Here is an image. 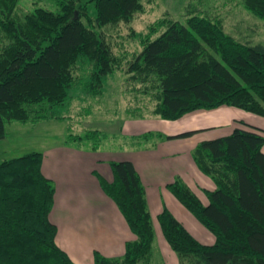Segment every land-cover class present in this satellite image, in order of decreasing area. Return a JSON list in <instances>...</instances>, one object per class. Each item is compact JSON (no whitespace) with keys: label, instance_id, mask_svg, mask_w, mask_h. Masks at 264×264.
<instances>
[{"label":"trees","instance_id":"trees-1","mask_svg":"<svg viewBox=\"0 0 264 264\" xmlns=\"http://www.w3.org/2000/svg\"><path fill=\"white\" fill-rule=\"evenodd\" d=\"M21 1L0 0V140L6 136L7 123L50 119L44 112L67 103L78 84L90 96H103L108 77L122 59L96 27L129 23L144 12L145 2L51 0L57 11L35 4L20 16ZM241 3L264 20V0ZM148 30L138 35L141 50L129 61L127 73L138 84L134 90L156 103L149 115L137 107L130 118L176 121L221 106L264 117L263 45L236 40L220 20L200 13H189L183 21L163 17ZM77 63L88 65L86 79L76 81ZM199 132L160 138L182 139ZM152 136L131 139L141 143ZM103 139L106 135L97 129L68 137L88 143L93 151ZM263 146L264 136L258 130L236 128L195 147V164L216 186L205 193L206 206L181 178L168 184V190L215 237L213 245L201 244L164 209L158 222L179 264H264ZM42 160V152L0 160V264H75L56 243L57 228L49 219L55 187L42 174ZM110 167L113 181L98 176L100 186L136 240L126 243L121 257L95 253L94 264H151L155 231L140 176L129 161H112Z\"/></svg>","mask_w":264,"mask_h":264},{"label":"crops","instance_id":"crops-1","mask_svg":"<svg viewBox=\"0 0 264 264\" xmlns=\"http://www.w3.org/2000/svg\"><path fill=\"white\" fill-rule=\"evenodd\" d=\"M236 128H255L264 136V117L229 106L197 110L176 121L129 117L122 122V144L117 151L103 152L101 146L93 151L77 142L44 148L41 170L55 187L49 219L57 228V245L75 264H94L95 253L108 258L121 257L126 243L136 240L118 206L104 193L98 180L99 176L107 182L113 181L112 161H129L138 172L154 225L153 245L161 259L179 264L158 222V215L164 209L201 244L213 245L214 235L167 186L179 177L203 205H208L205 193L214 191L216 186L198 169L192 152L200 142L228 136ZM188 131L200 132L182 139L160 138ZM146 133L154 136L141 143L131 139Z\"/></svg>","mask_w":264,"mask_h":264},{"label":"rangeland","instance_id":"rangeland-1","mask_svg":"<svg viewBox=\"0 0 264 264\" xmlns=\"http://www.w3.org/2000/svg\"><path fill=\"white\" fill-rule=\"evenodd\" d=\"M35 4L53 11L58 10L51 0H22L18 15L31 11ZM88 11L93 14V5H89ZM189 13H200L220 20L225 32L236 40L264 46V20L246 10L241 0H145L144 12L137 13L129 23L96 27L111 45L113 53L122 59L121 66L107 79L105 94L90 96L78 84L72 89L67 103L48 107L44 112L50 119L38 123H7L6 136L0 140V160L41 152L44 148L66 142L74 144L68 141L69 135H84L87 131L96 129L106 135V139L99 145L103 152L117 151L122 144L120 129L123 120L131 117L132 113L135 114L132 110L137 107L141 108L144 115H149L156 103L153 97L134 90L138 84H134L127 73L129 61L141 50L138 35L147 34L149 26L160 18L183 21ZM89 70L88 65L77 63L73 70L76 81L86 79ZM78 144L83 148L89 145L85 142ZM151 264L169 262L166 263L164 259L161 261L157 250H154Z\"/></svg>","mask_w":264,"mask_h":264}]
</instances>
